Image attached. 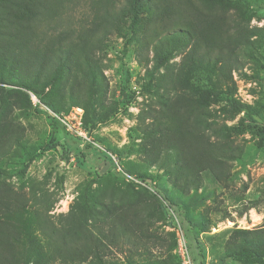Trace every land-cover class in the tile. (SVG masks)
<instances>
[{
    "label": "trees",
    "instance_id": "16d2710c",
    "mask_svg": "<svg viewBox=\"0 0 264 264\" xmlns=\"http://www.w3.org/2000/svg\"><path fill=\"white\" fill-rule=\"evenodd\" d=\"M79 1L0 0V166L27 143L17 111L42 105L60 115L81 107L88 135L116 117L119 102L105 104L110 87L103 59L114 38L148 52L140 60L148 99L129 145L106 146L125 170L100 176L97 189L86 184L67 214H50L54 203L40 184L15 188L0 170V264H181L175 233L167 234L169 242L155 232L164 206L189 232L188 245L201 258L190 224L160 184L187 197L203 189L205 173L221 185L230 183L246 147L234 137L244 130L229 125L222 113L229 120L243 114L242 127L246 122L264 131V105L238 100L235 79H252L245 72L249 62L264 69L257 54L264 47V27L251 26L264 0H88L91 20L63 27L64 15ZM179 55L181 61L173 62ZM136 92H128L132 100ZM31 96L38 100L35 107ZM35 154L28 155L23 175ZM133 155L137 161L124 162ZM120 180L131 195H113ZM134 180L146 184L150 197L136 190ZM236 202L243 218L264 206V196L246 201L241 195ZM231 218L225 212L217 221ZM205 224L206 230L216 225ZM225 250L235 263L264 264V223L234 229ZM115 251L125 259H116Z\"/></svg>",
    "mask_w": 264,
    "mask_h": 264
},
{
    "label": "rangeland",
    "instance_id": "374dc122",
    "mask_svg": "<svg viewBox=\"0 0 264 264\" xmlns=\"http://www.w3.org/2000/svg\"><path fill=\"white\" fill-rule=\"evenodd\" d=\"M263 6L259 7L263 8ZM258 12L259 14L252 19L251 26L264 27V9ZM88 20H91L88 0H81L67 11L61 25L72 28ZM139 50L140 46L137 43L125 47L123 39L114 38L111 40L109 49L103 54L106 67L104 73L110 87L105 104L109 106L113 101L119 102L120 111L108 123L99 124L92 135H88L83 130L84 110L81 107H74L69 110V113L58 115L39 105L41 109L38 111L31 108L26 112L17 111L15 114L26 129L27 143L22 149L14 148L12 154L3 160L0 170L15 188L23 183L40 184L42 192L50 195L47 199L50 203H54L50 214L55 218L69 212L80 189L86 184L93 183V188L97 189L99 183L96 180L100 176L108 173L112 176L116 175L114 172L121 173L123 169L125 170V163L117 162L116 158L107 151L106 146L124 150L129 145L130 130L135 126L138 113L148 99L141 89L145 67L140 63L141 56H147L148 52H139ZM257 54H259L260 63L264 65V47ZM149 56L151 57V54ZM181 59L182 55H179L173 62L179 63ZM256 71H259L258 75ZM245 72L252 79L242 80L235 75L238 87L237 99L249 105L255 106L257 102L264 105V69L249 62ZM130 89L137 91L134 100L128 94ZM124 93L129 97H124ZM31 98L35 107L38 100L34 96ZM221 118L228 120L229 125L244 130L234 133V137L245 145L246 150L243 158L234 165L230 183L227 186L221 185L215 182L210 173H205L203 189L187 197L180 195L168 183L160 184L177 206L180 216L190 224L188 230L197 238L201 258L193 246L189 247L194 264H238L225 258V243L231 232L236 228L255 229L264 223V206L259 210H251L243 218H239L237 210L241 208V205L236 202L241 195L246 201L264 196V131L256 132L246 122L244 124L247 127H242L243 114L229 120L227 119L229 115L222 113ZM59 123L64 125L66 130H62ZM260 126L264 129V123ZM96 139L102 140L104 144H98ZM89 144L92 145L91 148H88ZM98 149L100 151H97ZM33 152H36L37 157L23 175L22 170L28 162V155ZM108 156L114 160L116 169L112 167ZM123 160L124 162L137 161L138 158L136 159V155L124 156ZM134 182L137 185L136 190L150 197L145 192L148 189L146 184H140L135 180ZM115 186L119 190L113 195L129 196L132 193L123 186L121 180ZM245 186H247L246 192H244ZM161 211L164 219L155 225V232L170 242L167 234L174 233L173 229L178 223L180 225V220L171 209L165 206ZM225 212H229L232 218L224 222L217 221ZM207 220L216 225L210 226L207 230L204 229L202 226L206 225ZM183 232L189 242L187 235L189 232H185L184 229ZM153 252L155 255L159 253L157 249ZM122 256L115 251L116 259L123 261L125 258ZM136 260L140 262L139 259Z\"/></svg>",
    "mask_w": 264,
    "mask_h": 264
},
{
    "label": "built area",
    "instance_id": "2783aa9c",
    "mask_svg": "<svg viewBox=\"0 0 264 264\" xmlns=\"http://www.w3.org/2000/svg\"><path fill=\"white\" fill-rule=\"evenodd\" d=\"M81 125V124H80ZM177 244L174 250V253L178 256L181 261V264H194L193 259L191 257V253L188 246V241L183 229L179 225H176V228L173 229Z\"/></svg>",
    "mask_w": 264,
    "mask_h": 264
}]
</instances>
